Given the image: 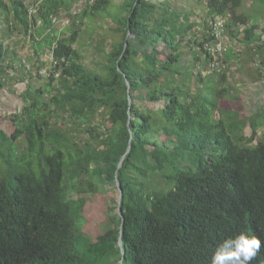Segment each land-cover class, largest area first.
<instances>
[{"label":"trees","instance_id":"1","mask_svg":"<svg viewBox=\"0 0 264 264\" xmlns=\"http://www.w3.org/2000/svg\"><path fill=\"white\" fill-rule=\"evenodd\" d=\"M74 1L0 0L6 31L32 42L37 60L28 62L45 68L41 57L51 54L60 72L43 78L46 87L31 83L40 76H24V90L9 92L23 108L12 134L0 128V264H211L219 243L241 232L262 240L252 264H264V98L248 117L220 108L237 99L223 86L228 61L244 49L257 58L264 85V27L238 13L244 0H207L201 25L226 17L229 38L224 68L209 73L213 57L203 45L211 38L198 36L187 15L179 21L166 0H129L115 20L122 41L101 75L81 63L79 29L72 24L69 36L57 37L52 26L51 15L71 13ZM108 3L98 0L81 18ZM184 44L196 56L186 65ZM5 54L0 43L3 74ZM100 112L104 131L93 124ZM80 132L89 135L83 145ZM114 183L122 191L117 223L108 217L90 241L82 231L86 201L71 194ZM92 218L103 216L97 210Z\"/></svg>","mask_w":264,"mask_h":264},{"label":"rangeland","instance_id":"2","mask_svg":"<svg viewBox=\"0 0 264 264\" xmlns=\"http://www.w3.org/2000/svg\"><path fill=\"white\" fill-rule=\"evenodd\" d=\"M86 1L88 0L74 1L71 13L62 12L67 16L69 22L63 21L53 27L57 37L69 36L71 33L69 27L74 24V28L79 29L78 39L74 47L80 55L81 63L89 71L104 75L108 54L116 43L122 41V33L118 32V24L115 20L116 18L126 16L128 8L125 2L129 0H109L108 5L104 9L94 14L88 12L84 18H81L84 10L87 7L93 6L98 0H94L92 5H86ZM166 2L169 4L168 9L171 12L180 15L179 21H182L185 15H187L189 22L194 24L193 31H197L198 36L203 35L204 32L201 31L202 25L200 22L204 18L207 0H166ZM82 3L85 6L79 11V4ZM87 9L89 10V8ZM238 13L247 16L252 21L251 23L254 24L256 22L261 28L264 27V0H244ZM60 14L57 16L62 18ZM7 23L8 21L5 18L0 20V43L4 50H6L4 66L7 69L6 74L0 73V76L3 75L2 77L7 82L4 89H0V128L10 135L15 130L13 117L18 114L19 109L23 108L22 100L17 96L25 88L23 80H20L25 76V68L20 67V64L22 65L24 61L28 62L30 59L31 61L37 59L33 58L31 40L25 37L24 34L6 31ZM262 40L264 41V34H262ZM231 45L235 50L240 48L242 50V45L239 46L234 41L231 42ZM181 51H183V65L190 63L194 57L196 58L193 48L191 50L187 44L181 47ZM241 53L238 59L231 58L228 61L232 70L226 75V83L223 86L225 87V84L226 87L229 86L232 90L231 95H235L237 99L227 98L222 100L220 108L222 110L234 111L242 118L250 116L261 105L264 98V85L260 80L257 81L258 73L255 67L257 58L251 60L246 54L245 49ZM162 57L164 58V54H162ZM50 59L51 54H48L43 55L41 60H39L45 63L46 67H49L48 62ZM12 64L14 68H17L16 71L11 68ZM32 66L34 69L38 68L35 64H32ZM209 73L211 72L209 71ZM13 75L16 77L14 80L12 79ZM31 80V83L36 87H46L47 85V80L43 78H33ZM12 90L16 91L17 95H11L9 92ZM44 98L45 101L49 99L47 95ZM100 114L96 116L93 124L99 130L104 131L102 123L108 124L105 121V117ZM64 123V128H67L71 124L68 121ZM262 131H259V135L262 134ZM245 133L249 136L250 130L246 129ZM75 137L80 145H83L85 140L89 139V135L86 132L77 133ZM1 170L2 166L0 164V172ZM71 196L75 199L83 197L86 201L81 214L85 219L82 231L90 241L96 240L103 232L105 224V228L107 227V223L109 222L108 217L113 220V224L117 223L116 215L120 213V209L118 207L119 190L115 183L113 185H99L98 193L95 194L79 195L72 193ZM97 210L102 214L103 218H92L95 217Z\"/></svg>","mask_w":264,"mask_h":264},{"label":"built area","instance_id":"3","mask_svg":"<svg viewBox=\"0 0 264 264\" xmlns=\"http://www.w3.org/2000/svg\"><path fill=\"white\" fill-rule=\"evenodd\" d=\"M94 0H88L85 2L86 5H92ZM84 3L79 4V11L84 7ZM29 17L32 18L37 15V5L29 6L28 10ZM62 18L57 15H51L50 19L52 26H56L63 21L69 22V19L64 13L60 14ZM43 22L39 18L36 19L35 27L42 26ZM227 18L222 16L207 18L204 25H202L201 31L206 33L210 38V42H206L203 45L204 51L213 57V61L209 65L208 72L219 71L224 68L222 66L221 58L223 57L224 52L226 51L227 45L229 43V38L227 37ZM49 67L40 68L38 70L34 69L32 64L24 61L23 66L20 64V67L25 68V76L29 77L30 75L40 76L41 78H48L54 74L55 78L60 76V72L54 70L55 62L51 56ZM48 70V71H47Z\"/></svg>","mask_w":264,"mask_h":264},{"label":"clouds","instance_id":"4","mask_svg":"<svg viewBox=\"0 0 264 264\" xmlns=\"http://www.w3.org/2000/svg\"><path fill=\"white\" fill-rule=\"evenodd\" d=\"M261 247L259 237L241 232L219 243L211 257V264H252Z\"/></svg>","mask_w":264,"mask_h":264},{"label":"water","instance_id":"5","mask_svg":"<svg viewBox=\"0 0 264 264\" xmlns=\"http://www.w3.org/2000/svg\"><path fill=\"white\" fill-rule=\"evenodd\" d=\"M122 160H123V158H122ZM121 160V161H122ZM121 164V163H120ZM118 190H119V201H118V203L121 201V197H122V191H121V189L120 188H118ZM122 224H123V220H122V223H121V226H122ZM119 245L121 246V243H119Z\"/></svg>","mask_w":264,"mask_h":264}]
</instances>
